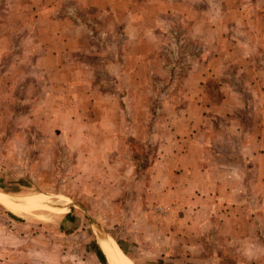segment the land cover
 Listing matches in <instances>:
<instances>
[{
	"label": "crops",
	"instance_id": "0c3cea01",
	"mask_svg": "<svg viewBox=\"0 0 264 264\" xmlns=\"http://www.w3.org/2000/svg\"><path fill=\"white\" fill-rule=\"evenodd\" d=\"M174 25L200 49L177 82L162 50ZM155 91L157 155L127 211L122 251L137 264L262 260L264 0L0 6L1 177L49 167L59 146L81 171L102 172L129 111Z\"/></svg>",
	"mask_w": 264,
	"mask_h": 264
},
{
	"label": "rangeland",
	"instance_id": "374dc122",
	"mask_svg": "<svg viewBox=\"0 0 264 264\" xmlns=\"http://www.w3.org/2000/svg\"><path fill=\"white\" fill-rule=\"evenodd\" d=\"M6 4L7 0H0V6ZM189 36L185 25H174L162 43L176 82L183 79L200 52ZM103 80L111 81L108 77ZM217 85L215 82L212 90L216 97L220 96ZM147 96L138 101L143 107L129 111L116 150L101 159L110 168L83 172L65 147L59 146V151L52 152L49 167L42 168L39 162L30 172H21V177L15 173L4 177L0 174V264H105L94 241L105 254L107 264H112L95 225L111 238L108 242L126 264H137L117 242L128 240L127 211L134 198L143 197L147 169L157 155L160 138L155 133L161 127L157 125L162 116L161 110L158 113L160 96L157 91ZM8 199L21 203L11 204ZM68 213L78 218L70 226L65 224ZM244 264H264V255L262 260L247 255Z\"/></svg>",
	"mask_w": 264,
	"mask_h": 264
},
{
	"label": "bare ground",
	"instance_id": "6f19581e",
	"mask_svg": "<svg viewBox=\"0 0 264 264\" xmlns=\"http://www.w3.org/2000/svg\"><path fill=\"white\" fill-rule=\"evenodd\" d=\"M102 244L104 245V249H106L105 251H107L108 255L111 257L112 262L114 264H126V262L116 253V249L113 246H111V244L104 238H102Z\"/></svg>",
	"mask_w": 264,
	"mask_h": 264
},
{
	"label": "trees",
	"instance_id": "16d2710c",
	"mask_svg": "<svg viewBox=\"0 0 264 264\" xmlns=\"http://www.w3.org/2000/svg\"><path fill=\"white\" fill-rule=\"evenodd\" d=\"M77 221H78L77 216H74L71 213H68L66 215L65 224H67V225L70 226L72 224H75ZM117 244L120 247V249L123 250L122 247H121V244L119 242H117ZM94 246L97 248V253H99V255H100L101 260L103 261V263L107 264V261H106V258H105V254L103 253L102 249L100 248V246L95 241H94Z\"/></svg>",
	"mask_w": 264,
	"mask_h": 264
},
{
	"label": "water",
	"instance_id": "95a60500",
	"mask_svg": "<svg viewBox=\"0 0 264 264\" xmlns=\"http://www.w3.org/2000/svg\"><path fill=\"white\" fill-rule=\"evenodd\" d=\"M8 200H9L8 202L11 203V204H16V203L20 204L21 203L20 201H16V200H13V199H8ZM95 226L100 231L101 236L103 238H105V240H107V241L111 240V238L106 235V232L103 229H101L98 225H95Z\"/></svg>",
	"mask_w": 264,
	"mask_h": 264
}]
</instances>
